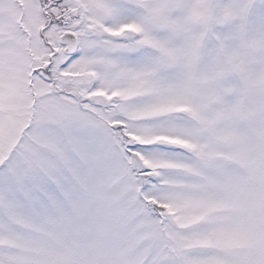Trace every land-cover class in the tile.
Listing matches in <instances>:
<instances>
[{
	"label": "snow or ice",
	"instance_id": "1",
	"mask_svg": "<svg viewBox=\"0 0 264 264\" xmlns=\"http://www.w3.org/2000/svg\"><path fill=\"white\" fill-rule=\"evenodd\" d=\"M0 264H264V0H0Z\"/></svg>",
	"mask_w": 264,
	"mask_h": 264
}]
</instances>
